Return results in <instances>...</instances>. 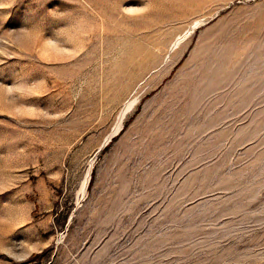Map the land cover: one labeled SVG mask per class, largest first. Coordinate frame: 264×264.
Segmentation results:
<instances>
[{"label": "rangeland", "instance_id": "374dc122", "mask_svg": "<svg viewBox=\"0 0 264 264\" xmlns=\"http://www.w3.org/2000/svg\"><path fill=\"white\" fill-rule=\"evenodd\" d=\"M0 264H264V0H0Z\"/></svg>", "mask_w": 264, "mask_h": 264}]
</instances>
